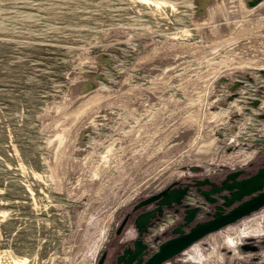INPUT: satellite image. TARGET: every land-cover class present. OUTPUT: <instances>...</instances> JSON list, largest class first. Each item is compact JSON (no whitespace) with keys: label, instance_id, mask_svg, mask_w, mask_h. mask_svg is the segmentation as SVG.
<instances>
[{"label":"rangeland","instance_id":"374dc122","mask_svg":"<svg viewBox=\"0 0 264 264\" xmlns=\"http://www.w3.org/2000/svg\"><path fill=\"white\" fill-rule=\"evenodd\" d=\"M250 1L0 0V264H109L141 199L261 165L264 0ZM179 218L149 227L148 253ZM162 264H264V206Z\"/></svg>","mask_w":264,"mask_h":264},{"label":"water","instance_id":"95a60500","mask_svg":"<svg viewBox=\"0 0 264 264\" xmlns=\"http://www.w3.org/2000/svg\"><path fill=\"white\" fill-rule=\"evenodd\" d=\"M254 2L250 1V4ZM92 85L90 83V86ZM192 188L200 197L194 204L185 201L190 196ZM262 206L264 162L251 173H247L246 168H237L229 170L216 180L209 176L195 178L183 184L175 180L141 199L132 211L127 212L116 231L120 232L127 219L132 216L138 235L131 247L125 248L117 255L115 264H162L207 233L234 222ZM166 209H172L180 218L170 229L171 235L161 240L157 248L148 253L149 244L143 238V234L161 219ZM243 247L251 250L257 248L254 243H245ZM105 255L106 252H103L97 264L103 263Z\"/></svg>","mask_w":264,"mask_h":264},{"label":"flooded vegetation","instance_id":"af4514ba","mask_svg":"<svg viewBox=\"0 0 264 264\" xmlns=\"http://www.w3.org/2000/svg\"><path fill=\"white\" fill-rule=\"evenodd\" d=\"M263 162L264 161H262V163H261V165H263ZM260 165V166H261ZM260 166H258V167H260ZM257 167V168H258ZM179 183L180 184H183L182 183V181H179ZM136 204H134V206H135ZM136 229V236L138 235V230H137V228H135ZM136 236L134 237V238H132L131 239V241L130 242H126V243H124L123 244V247H122V249L118 252V253H116L115 255H114V257L112 258V261L109 263V264H115V262H116V259H117V255L118 254H120V253H122L123 252V250L125 249V248H127V247H131L132 245H133V240L136 238ZM109 258H108V252L106 253V255H105V257H104V260H103V263L102 264H104V263H106V260H108Z\"/></svg>","mask_w":264,"mask_h":264},{"label":"crops","instance_id":"0c3cea01","mask_svg":"<svg viewBox=\"0 0 264 264\" xmlns=\"http://www.w3.org/2000/svg\"><path fill=\"white\" fill-rule=\"evenodd\" d=\"M187 201V200H186ZM169 212H170V210H168ZM133 226V225H132ZM133 230H134V233H136V229H135V226H134V228H133ZM156 230L155 229H152L151 230V227H150V232H148V234H152V235H155V232ZM127 235L129 236L130 235V232H127ZM132 235H134V234H132ZM157 236V235H156Z\"/></svg>","mask_w":264,"mask_h":264},{"label":"bare ground","instance_id":"6f19581e","mask_svg":"<svg viewBox=\"0 0 264 264\" xmlns=\"http://www.w3.org/2000/svg\"><path fill=\"white\" fill-rule=\"evenodd\" d=\"M235 232V231H234Z\"/></svg>","mask_w":264,"mask_h":264}]
</instances>
